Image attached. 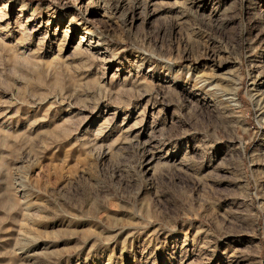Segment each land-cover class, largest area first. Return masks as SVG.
I'll return each mask as SVG.
<instances>
[{
    "label": "rangeland",
    "instance_id": "rangeland-1",
    "mask_svg": "<svg viewBox=\"0 0 264 264\" xmlns=\"http://www.w3.org/2000/svg\"><path fill=\"white\" fill-rule=\"evenodd\" d=\"M0 264H264V0H0Z\"/></svg>",
    "mask_w": 264,
    "mask_h": 264
}]
</instances>
